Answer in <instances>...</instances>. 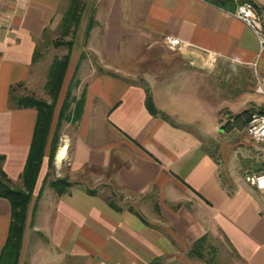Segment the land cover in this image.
Returning <instances> with one entry per match:
<instances>
[{"label": "crops", "instance_id": "crops-1", "mask_svg": "<svg viewBox=\"0 0 264 264\" xmlns=\"http://www.w3.org/2000/svg\"><path fill=\"white\" fill-rule=\"evenodd\" d=\"M75 1L84 9L70 66L79 67L77 99L85 94L86 104L62 136L51 179L70 187L58 195L45 183V157L19 264H208L206 248L226 250V264H264V196L216 154L235 115L222 124L216 108L210 128L200 117L202 95L216 98L224 66L258 63L257 80L264 73L256 34L234 15L239 0L235 9L211 0H0V156L8 179L22 183L38 118L17 100H45L52 63L42 67L35 52ZM249 1L264 23V0ZM167 37L182 45L170 50ZM11 216L0 195V259ZM203 238L208 245L193 255Z\"/></svg>", "mask_w": 264, "mask_h": 264}, {"label": "trees", "instance_id": "trees-1", "mask_svg": "<svg viewBox=\"0 0 264 264\" xmlns=\"http://www.w3.org/2000/svg\"><path fill=\"white\" fill-rule=\"evenodd\" d=\"M211 1L218 7L225 9H231L229 8V5L233 4L234 9L236 7L234 0ZM83 9L84 7L81 2H73V5L62 23L65 37H69L70 34L73 35V33H71L72 26L74 27V29H72L73 32L78 29L81 23ZM68 47V54L63 59L54 60L49 72L46 90L52 97V102L49 104L42 99L30 95L23 96L17 100V106L19 108L35 109L38 112V118L29 157L21 177L23 189H14L9 186L12 185V181L8 179L3 171L2 165L4 160L3 157L0 156V195L10 202L12 208L11 227L7 243L2 252L0 264H19L26 229L28 208L32 201L35 186L45 157H48L49 169L45 183L50 182L52 188L58 195L65 194L70 187V183L67 179L51 180L55 168V156L60 144L62 121H70V119H72L73 122H79L83 116L86 104L85 94L77 100L72 98V88L76 84L79 67L72 69L70 66L73 41H70ZM37 56L38 52L36 51L34 61L37 60ZM71 69L73 70V73L67 84L66 82ZM60 100H62L61 107L57 117L58 121L55 124V113ZM74 100H76L77 103L74 113L71 114V103ZM146 106L152 115L156 116L159 114L149 92L147 95ZM253 114L255 113L244 112L241 115H235L233 120L236 122L237 120L242 119L243 125H245L250 121ZM205 242L206 238H203L196 243L193 255L201 256L199 247H203Z\"/></svg>", "mask_w": 264, "mask_h": 264}, {"label": "rangeland", "instance_id": "rangeland-1", "mask_svg": "<svg viewBox=\"0 0 264 264\" xmlns=\"http://www.w3.org/2000/svg\"><path fill=\"white\" fill-rule=\"evenodd\" d=\"M74 27H71V33ZM65 31L62 28V25L59 26L57 30H52L45 38L39 43L37 52V61L42 64V67H49L51 63H53L56 59H63L69 52L68 44L70 41H73L72 34L69 37L64 36ZM256 67H252L250 70L238 68L235 66H224L221 70V75L215 78L214 87H215V95L212 96L209 93V96L203 94L202 97L206 98V106L202 108L203 112H201L200 117L203 120V126L210 128L211 125L208 123L207 116L211 117L214 114L216 108H222L220 112L221 123H227L229 121V117L234 115H241L244 112H252V113H260L264 112V99L259 96L255 89L257 85V78L254 74V70H258L260 73L262 72V68L258 67V63ZM263 65V64H262ZM73 70L71 69L68 75L67 84L71 77ZM76 79V84L72 88V98L77 100V96L81 95L80 91L82 87H79V84ZM40 91V89H37ZM40 94V92H39ZM40 96L45 102L51 103L52 97L50 96L47 90L41 92ZM39 97V96H38ZM74 100L71 103V114L74 113V109L76 107L77 101ZM60 100L57 105L56 110V118L54 123L56 124L58 121V114L61 107ZM206 108V109H205ZM208 113V115H206ZM209 119V118H208ZM71 123L73 125L77 124L73 122L72 119L70 121L63 120L62 127L60 130V144L61 139L64 133H67L72 128V125L68 126ZM228 126V130L224 133V126L219 128V132L224 134L220 135L218 141H221L225 144L223 150H217L216 154L218 159H225V161L231 163L232 170L235 172L239 178L249 185L246 181V177L250 176H258L264 174V145L253 141L247 134V127L249 122L243 125V120L239 119L234 124L230 123ZM68 127V128H67ZM59 144V147H60ZM55 167V166H54ZM56 173V168H54L53 175ZM14 189H23V184H13L9 185ZM251 186V185H250ZM252 188L259 191L257 188L251 186ZM260 192V191H259ZM263 194V193H262ZM264 196V194H263ZM208 245L206 242L203 247L205 250V246ZM201 246L199 249H202ZM219 249V254H216L213 251H209L206 248L205 261L208 264H226V250Z\"/></svg>", "mask_w": 264, "mask_h": 264}, {"label": "built area", "instance_id": "built-area-1", "mask_svg": "<svg viewBox=\"0 0 264 264\" xmlns=\"http://www.w3.org/2000/svg\"><path fill=\"white\" fill-rule=\"evenodd\" d=\"M235 17L245 23L257 36L261 53L264 52V23L258 9L249 0H239L236 10L234 12ZM182 45L180 39L167 37L166 46L170 50H177ZM257 65L255 64V67ZM256 93L264 99V73L257 80L255 89ZM248 136L255 142L264 145V112L255 113L252 115L248 127ZM246 181L249 185L257 188L264 194V174L262 175H248Z\"/></svg>", "mask_w": 264, "mask_h": 264}, {"label": "bare ground", "instance_id": "bare-ground-1", "mask_svg": "<svg viewBox=\"0 0 264 264\" xmlns=\"http://www.w3.org/2000/svg\"><path fill=\"white\" fill-rule=\"evenodd\" d=\"M66 153V152H65ZM63 155V154H62ZM64 156V155H63Z\"/></svg>", "mask_w": 264, "mask_h": 264}]
</instances>
